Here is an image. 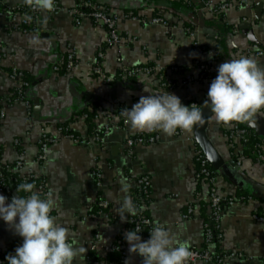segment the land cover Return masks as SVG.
I'll use <instances>...</instances> for the list:
<instances>
[{"label": "crops", "instance_id": "0c3cea01", "mask_svg": "<svg viewBox=\"0 0 264 264\" xmlns=\"http://www.w3.org/2000/svg\"><path fill=\"white\" fill-rule=\"evenodd\" d=\"M55 1L60 7L57 13L40 10L33 20L34 28L23 31L20 21L13 22L10 15V10L25 4L23 0H0V110L4 109L0 116V161L10 165L21 158L28 171L44 179L56 202L52 217L68 229L69 242H78L86 249L73 264H91L92 259L107 253L102 250L104 246L120 236L124 238L131 230V215L124 213L123 220L120 215L125 196L139 208L143 206L141 212L153 227H166L177 242L203 246L209 185L195 177L197 143L193 129L180 133L177 129L171 136L159 130L143 131L157 134V141L127 151L125 140L141 131L123 123L120 113L123 108L131 109L141 96L165 91L175 94L185 106L197 102L203 107L218 66L232 58H255L264 68V56L248 52L252 45L264 49V0H191L199 5L191 31L184 24L188 17L175 8L179 0H91L117 16L121 40L113 45H106L104 26L88 17L75 20L71 10L79 0ZM227 2L230 5L219 13L209 8ZM154 17L165 23H152ZM99 48L104 50L103 73L111 81L91 72L90 62ZM70 50L81 63L80 69L70 75L54 71L53 66ZM143 61L178 66L181 79L196 77L203 64H212L205 79L172 89L161 87L154 76H118L122 65ZM13 67L29 80L22 99L6 104L18 85L8 73ZM85 113L88 117L83 118ZM239 123L224 125L211 116L207 127L208 139L217 152L225 161H233L239 172L233 182L211 166L216 172L218 192L251 197L223 208L222 237L210 247L215 254L227 255L219 264H264V225L251 218L252 212H264V160L256 162L242 156L236 141L229 144L224 132ZM61 124L80 138L101 133L106 126L109 130L100 142L79 144L58 130ZM243 124L264 140L263 111L257 114L255 123ZM42 132L57 139L48 146L44 161L36 163ZM95 168L101 173L100 186L92 176ZM140 176L150 180L148 198L138 193L135 179ZM101 198L108 206L101 210L97 207L94 212ZM189 207L193 211L184 218ZM18 237L14 228L0 218V249ZM149 238L150 233L141 240ZM124 241L126 253L121 263L99 259L101 264H142L143 257L130 253ZM91 244H97L95 251L90 249Z\"/></svg>", "mask_w": 264, "mask_h": 264}, {"label": "clouds", "instance_id": "9594fccd", "mask_svg": "<svg viewBox=\"0 0 264 264\" xmlns=\"http://www.w3.org/2000/svg\"><path fill=\"white\" fill-rule=\"evenodd\" d=\"M23 2L36 10H54V0ZM217 73L204 102L210 106L211 116L224 125L233 121L255 123L257 114L264 108V68L258 66L255 58L241 56L221 63ZM121 115L134 130H159L169 136L177 129L191 131L194 126L205 122L199 106H185L179 97L167 91L141 96L131 109L124 108ZM34 188L33 183L17 185L18 195L7 204V198L0 195V218L23 238L15 254H9L5 259L8 264H73L76 258L85 255L86 249L78 242H69L68 229L51 216L56 203L52 194L41 198ZM20 192L29 195L21 196ZM139 211H143L142 205ZM124 213L131 216L138 213L129 196L124 197L121 205L122 220L125 219ZM138 233L139 230L126 231L124 239L129 244L130 253L143 257L142 264H186L192 256L188 244L177 242L164 226H154L146 241H142Z\"/></svg>", "mask_w": 264, "mask_h": 264}, {"label": "built area", "instance_id": "2783aa9c", "mask_svg": "<svg viewBox=\"0 0 264 264\" xmlns=\"http://www.w3.org/2000/svg\"><path fill=\"white\" fill-rule=\"evenodd\" d=\"M186 1V0H183ZM230 4L220 3L215 6H209L210 10L214 12H221L226 9ZM60 9L58 2H54V10L52 13H57ZM40 12V10H36L30 8L26 5L25 8H20V6L10 10V15L13 22L18 23L20 21V29L23 31L28 30V28L32 25V20L35 19L36 15ZM71 13L75 20H79L83 17H88L94 21V23L104 26L107 30V38L106 45H113L118 43L121 40V35L117 28V16L112 13H108L98 5H96L91 0H79L75 6L71 10ZM152 23H165L162 18L154 17L151 20ZM24 26H27L24 27ZM195 45V44H194ZM248 52L253 53L256 56H264V49L260 48L257 45H252ZM103 58H104V50L99 48L96 54L92 57L90 66L91 72L95 76L104 77L106 81H111V77L104 75L103 73ZM211 61L203 64L201 66V70L199 74L195 77H191L190 79H181L178 77L182 70L178 66H164L160 63H151L149 61H143L135 65L124 66L122 65L118 76L123 79L130 78H138L142 76H154L161 87L172 89L177 86L186 84L191 80H201L205 79L208 74V70L211 65ZM81 63L77 60L75 56V52L70 50L66 53L64 59L53 66L54 71L61 72L64 75H70L73 72L80 69ZM10 77L15 79L18 82L15 93L6 98L5 103L8 104L12 101L22 99V94L24 88L28 85V82L23 79V75L17 68L13 67L8 72ZM207 95L203 100V105L205 100H207ZM195 104L201 108V105L197 102H191L190 106ZM124 109V108H123ZM121 110V113L123 111ZM260 111L264 112V108ZM120 113V115H121ZM4 115V109L0 110V116ZM88 117V114H83V118ZM121 119L123 123L125 122V118L121 115ZM58 130L62 132L64 136L70 138L74 143H89L93 141H101L103 134L107 133L109 127L106 126L103 128L101 133H92L85 138H80L71 134L67 127L58 126ZM182 130H178L177 132H181ZM176 132V133H177ZM225 138L229 141V144L232 145L234 141L238 142L241 146L240 154L243 156H249L252 160L256 162H261L264 160V140L255 139L254 133L246 126H235L229 128L224 132ZM56 136L48 135L44 132L39 136L38 146L39 152L35 158L36 163H42L46 156V150L51 143L56 141ZM157 134L153 133H138L132 137H128L124 142V147L127 151H131L135 145L139 144H153L157 141ZM16 143L19 144V141L16 140ZM234 147V145L232 146ZM195 162H196V171L195 177L198 180H204L209 185L208 191V204H209V213L207 217V221L204 223V244L203 246H189V249L192 253L191 258L186 262V264H219L224 257L227 255H215L211 250V244H213L214 239H221L222 233L220 231V219L222 215L223 208L226 206L233 205L238 202H246L250 200V196L247 195H239V196H223L218 192V188L216 186V172L208 163L206 158L204 157L202 150L198 145H196L195 149ZM240 159L236 160V164L240 165ZM7 171L12 173L11 179L8 178ZM92 176L97 184V186L101 185V173L98 169H94L92 171ZM10 180L14 181L15 185L10 183ZM33 183L35 185L34 191H37L41 198H44L50 191L47 189L45 181L43 178L37 177L31 171H28L24 166V162L21 158L17 159L13 164H2L0 161V194L4 195L7 199L8 203L11 202L12 197L17 196L16 192L17 185L21 183ZM136 186L138 189V193L142 196L148 198L150 195V180L147 176H140L135 179ZM24 196L29 195L28 193L22 192ZM97 207L99 210L104 209L108 206V203L103 198L97 201ZM138 213L136 216H130L128 218L130 229L131 230H139L138 235L142 239H147V234L152 230V222L151 220L145 216L141 211H139V205L137 206ZM193 211L191 207L187 208L186 213L183 215L184 218H187L188 215ZM51 216L53 215L50 213ZM91 216H96V214H91ZM252 220L264 225V214L260 212H252L251 214ZM98 237V234H96ZM18 243L7 250L6 248L0 249V258L6 257L9 254L14 255L15 249L18 246H21L23 243V238L21 236L18 237ZM125 241L121 238H116L110 245L104 246L103 251H112L117 250L120 252L121 260L124 259L126 248ZM90 249L95 251L97 249V244H91ZM90 260V259H89ZM3 263V260L0 259V264ZM91 264H101V260L92 259Z\"/></svg>", "mask_w": 264, "mask_h": 264}, {"label": "water", "instance_id": "95a60500", "mask_svg": "<svg viewBox=\"0 0 264 264\" xmlns=\"http://www.w3.org/2000/svg\"><path fill=\"white\" fill-rule=\"evenodd\" d=\"M201 112L202 116L205 118V122L193 127L194 140L202 150V153L208 163L218 173L235 182L236 178L239 177V172L236 170L235 163L233 161H225L217 152L216 148L213 146L207 136V127L212 115L210 106L205 105L201 107Z\"/></svg>", "mask_w": 264, "mask_h": 264}, {"label": "trees", "instance_id": "16d2710c", "mask_svg": "<svg viewBox=\"0 0 264 264\" xmlns=\"http://www.w3.org/2000/svg\"><path fill=\"white\" fill-rule=\"evenodd\" d=\"M198 4H196V3H193L191 0H186L185 2L184 1H182V0H179L178 1V3L175 5V8L178 10H181V12H183V14H185L187 17H188V21L186 20V22H184V24H185V28H187V30L188 31H191V28H192V24L195 22V19L197 18V16H196V14H197V8H198ZM26 7V4H23V5H21L20 6V8H25ZM185 16V17H186ZM193 23H192V22ZM34 21L32 20V25L28 28V30H30V29H33L34 28ZM24 27H26L27 28V26H24ZM21 72V71H20ZM22 73V75H23V79L24 80H26L27 82H28V80H29V78L25 75V73L24 72H21ZM28 79V80H27ZM22 97H23V94H22ZM59 126H66V125H64V124H61V125H59ZM238 126H246L245 124H243V123H239L238 124ZM247 127V126H246ZM249 128V127H248ZM250 129V128H249ZM251 130V129H250ZM254 133V132H253ZM254 138L255 139H260V138H258V136L256 135V134H254ZM7 176H8V178L9 179H11V177H12V173H10V172H8L7 171ZM10 183H12L13 185H15V183H14V181H12V180H10ZM21 196H24L23 195V193L22 192H20L19 193ZM237 195H239V194H237ZM97 205H94V208H93V211L94 212H96L97 211ZM105 211H107V209L105 210ZM263 214H264V212H263ZM207 221V218L205 219V221H204V223ZM118 238H121V239H123L124 240V238L123 237H118ZM18 240H19V238H16L9 246H7L6 247V249L7 250H9L10 248H12V247H14L17 243H18ZM220 239H217V238H215L214 239V242L215 243H217L218 241H219ZM213 242V243H214ZM21 245H22V243H21ZM215 255H219L218 253H216ZM0 259H2L3 260V263L2 264H8V262H7V260L5 259V257H1ZM97 259V258H96ZM99 259H105V260H107V261H113V262H115V263H121V258H120V252L119 251H117V250H112V251H109V252H107V253H105V254H102L101 256H100V258Z\"/></svg>", "mask_w": 264, "mask_h": 264}]
</instances>
